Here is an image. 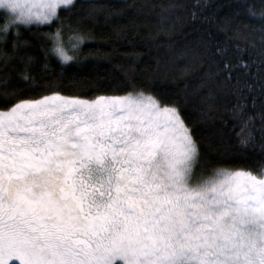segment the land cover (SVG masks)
<instances>
[{
  "label": "snow or ice",
  "instance_id": "1",
  "mask_svg": "<svg viewBox=\"0 0 264 264\" xmlns=\"http://www.w3.org/2000/svg\"><path fill=\"white\" fill-rule=\"evenodd\" d=\"M0 5L14 34L10 45L0 38V264H17L14 257L19 264H264V155L252 163L206 161V153L232 147L259 144L264 153V3L259 13L247 5L258 23L238 19L239 8L220 18L218 26L245 42L234 52L216 46L210 32L176 47L179 0ZM126 12L133 15L114 31L135 36L154 20L150 39L199 73V121L223 127L239 120L237 145L225 149L219 129L199 136L182 104L150 83L66 79L49 63L54 50L61 64L70 57L46 45L53 30L41 25L71 32L78 45L93 38L86 20L103 15L107 23ZM29 25H36L32 39L21 38L20 26ZM248 48L254 51L246 59ZM38 52L47 71L37 84ZM13 71L39 91L9 88Z\"/></svg>",
  "mask_w": 264,
  "mask_h": 264
},
{
  "label": "trees",
  "instance_id": "2",
  "mask_svg": "<svg viewBox=\"0 0 264 264\" xmlns=\"http://www.w3.org/2000/svg\"><path fill=\"white\" fill-rule=\"evenodd\" d=\"M88 0H74L76 4L87 3ZM105 2V0H101ZM107 3L120 6L125 0H106ZM131 2V0H127ZM182 4V28L176 30L172 39L179 47L185 39L198 32H210L212 41L216 46H228L233 52V45L236 43H245L237 41L231 36V27L228 25L218 26L220 18L226 13H231L234 9H241L238 19L250 20L258 23L259 15H253L247 11V5L252 4L256 13L260 12L259 5L264 0H179ZM211 5V6H207ZM67 6H61L66 12ZM193 9H195V18H192ZM222 9V10H221ZM80 11L72 13L73 18L82 15ZM133 15L132 12H126L124 15H113L109 22H104L103 15L98 16L97 21L86 20L85 24L91 28L92 39H85L76 55V58L70 62L61 64L59 59L49 53L48 61L57 70L62 69L64 78L73 76L79 78H101L100 83L107 84L110 81H125L126 77L134 78L137 84L150 83L154 92H158L167 100H177L182 104V112L189 120L195 121V130L199 136H211L217 130L223 132L225 149L227 145L235 146L239 142L240 121L229 119L226 126H220L219 121L213 123H201L198 118V108L201 105V94L198 93V72L187 70V60L176 55L175 50L169 51L168 48L161 46V43L150 39L151 33L155 30V21H148V28H141L139 34L133 36L131 32L117 33L113 25L123 24ZM215 15L216 20L211 19ZM209 17L204 20L203 17ZM5 19L3 11L0 10V23ZM147 20V18H145ZM41 29L54 30V25H41ZM36 25L20 26L21 38L32 39L33 29ZM227 29V31L225 30ZM66 32V31H65ZM67 33V32H66ZM12 29L7 34L6 43L10 45L13 38ZM50 46V41H45ZM254 50L248 48L244 51V57L249 58V52ZM124 53V54H122ZM126 54V55H125ZM134 68V71H130ZM36 83L38 84L44 73L47 71L43 67V55L37 54L35 68L33 69ZM237 72H243L237 69ZM149 77H151L149 81ZM2 79V77H0ZM65 80L60 81L65 83ZM2 86V85H0ZM19 87L22 93L27 95L38 92L39 88L31 84L25 85L22 77L16 71H13L9 79V88ZM92 90L80 93L81 95H91ZM75 94V93H69ZM258 122V121H257ZM213 138H215L213 136ZM264 153L260 150V145L255 148L245 147L243 150L232 147L231 150H217L206 153V161L209 167L217 163H252L258 161ZM12 264V263H10ZM18 264V263H17Z\"/></svg>",
  "mask_w": 264,
  "mask_h": 264
},
{
  "label": "clouds",
  "instance_id": "3",
  "mask_svg": "<svg viewBox=\"0 0 264 264\" xmlns=\"http://www.w3.org/2000/svg\"><path fill=\"white\" fill-rule=\"evenodd\" d=\"M2 7V5H0ZM5 24H7V28H5ZM13 23L9 22L6 18L0 23V38L6 37L7 33L10 29H12ZM50 41V48L56 49L57 47H61L64 49L65 53L70 57L67 62H70L76 58L78 53V49L80 48L83 41L77 45V37L74 36L71 32H65L61 30L59 33H56L55 29L53 30V34L48 37ZM76 45V47H74ZM53 55H56V51L52 52ZM66 62V63H67Z\"/></svg>",
  "mask_w": 264,
  "mask_h": 264
},
{
  "label": "rangeland",
  "instance_id": "4",
  "mask_svg": "<svg viewBox=\"0 0 264 264\" xmlns=\"http://www.w3.org/2000/svg\"><path fill=\"white\" fill-rule=\"evenodd\" d=\"M39 2V0H37V3ZM14 260H17V263L19 264L18 258H13ZM12 263V261H9V264ZM117 264H120V262H117ZM192 264H195V262H192Z\"/></svg>",
  "mask_w": 264,
  "mask_h": 264
}]
</instances>
